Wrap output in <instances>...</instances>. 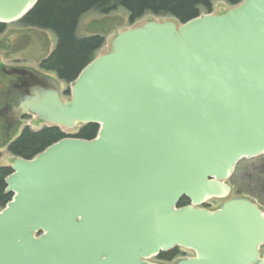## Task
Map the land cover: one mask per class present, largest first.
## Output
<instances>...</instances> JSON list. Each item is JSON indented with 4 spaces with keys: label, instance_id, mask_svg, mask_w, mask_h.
<instances>
[{
    "label": "water",
    "instance_id": "water-1",
    "mask_svg": "<svg viewBox=\"0 0 264 264\" xmlns=\"http://www.w3.org/2000/svg\"><path fill=\"white\" fill-rule=\"evenodd\" d=\"M38 0H0V23ZM13 108L51 126L98 125L13 157L0 264H264V210L229 197L242 159L264 155V0L113 35L62 98L50 77ZM188 204L179 206L181 199ZM219 198L215 210L202 205Z\"/></svg>",
    "mask_w": 264,
    "mask_h": 264
},
{
    "label": "trees",
    "instance_id": "trees-1",
    "mask_svg": "<svg viewBox=\"0 0 264 264\" xmlns=\"http://www.w3.org/2000/svg\"><path fill=\"white\" fill-rule=\"evenodd\" d=\"M212 0H38L36 5L20 20L29 27L49 30L57 38L52 51L40 63V69L52 71L66 83L73 82L79 72L96 56L105 40L102 35L78 37L77 27L81 17L96 10L102 14L121 7L128 12L129 24H134L143 15H167L180 22L197 17L201 9L211 11ZM235 5L241 0H224ZM6 24L0 23V34ZM69 95L68 90L65 92ZM98 125L86 124L77 129L74 136L81 139H92L96 136ZM71 136L57 126H44L39 130L25 127L10 143L7 150L15 157L30 159L48 145L61 138ZM11 173L9 166L0 167V208L11 199L12 194L6 193L4 179ZM236 193L251 192L259 201H264V155L240 160L229 178ZM247 181L248 188H242V181ZM188 204L183 198L179 206ZM180 255L178 248L160 253L157 258L170 261Z\"/></svg>",
    "mask_w": 264,
    "mask_h": 264
},
{
    "label": "rangeland",
    "instance_id": "rangeland-1",
    "mask_svg": "<svg viewBox=\"0 0 264 264\" xmlns=\"http://www.w3.org/2000/svg\"><path fill=\"white\" fill-rule=\"evenodd\" d=\"M232 5L227 3L224 0H212L211 1V11L207 12L205 9L200 10V14L212 13V14H221L229 9ZM170 16L167 15H153V14H145L140 19H138L134 24H129L128 22V12L119 7L108 14H102L96 10H91L85 13L78 24L76 35L78 37L91 36L94 34H99L104 37L103 46L96 51L95 55H99L107 52L108 44L110 38L115 35L120 30L126 29L131 26L139 25L143 23L146 19H156L162 20ZM57 38L53 32L49 30H42L38 28H33L29 26L23 25L20 21H15L6 24V28L2 34H0V62L5 61L6 55L11 53V56H19L23 59L24 62L32 68L40 70L39 63L40 61L46 57L54 48L56 44ZM13 53V54H12ZM51 76H54L53 72H50ZM61 89L66 90L69 88L70 84L60 82ZM63 99L68 100L69 95L66 93L63 94ZM38 121V120H37ZM36 118L25 119L20 125L16 126L14 130V137L18 136L21 129L25 127H29L31 130H39L43 126L44 123L37 122ZM78 128L73 129H62L66 134L74 136L77 132ZM12 134V133H11ZM11 137V136H10ZM13 155L10 154L6 147L0 149V167L2 166H10ZM245 182L242 181V188H248ZM228 183L231 186L230 180ZM243 196L249 198L256 202V204L264 210V201H259L253 193L242 192L236 193L234 188L231 186V193L229 197H237ZM224 201V199L213 198L202 205V207L215 210L219 207V205ZM180 255L175 257L170 261L160 260L156 256L150 257L149 261L155 262L158 264H176L179 258L191 257L193 256V251L178 247ZM262 250L264 251V245L262 246Z\"/></svg>",
    "mask_w": 264,
    "mask_h": 264
},
{
    "label": "flooded vegetation",
    "instance_id": "flooded-vegetation-1",
    "mask_svg": "<svg viewBox=\"0 0 264 264\" xmlns=\"http://www.w3.org/2000/svg\"><path fill=\"white\" fill-rule=\"evenodd\" d=\"M24 60L8 52L0 62V149L13 141L16 126L33 117L32 113L15 117L13 108L33 89L51 85L49 72L32 68ZM260 251L264 252L262 247Z\"/></svg>",
    "mask_w": 264,
    "mask_h": 264
}]
</instances>
